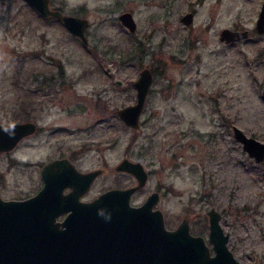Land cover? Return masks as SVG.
I'll use <instances>...</instances> for the list:
<instances>
[{"label":"rangeland","instance_id":"rangeland-1","mask_svg":"<svg viewBox=\"0 0 264 264\" xmlns=\"http://www.w3.org/2000/svg\"><path fill=\"white\" fill-rule=\"evenodd\" d=\"M261 2L49 0L88 19L84 46L24 0H0V122L36 124L13 152L0 154V193L32 192L39 163L63 155L81 170L101 169L89 197L133 184L132 174L113 167L139 159L148 176L134 201L158 190L166 224L189 215L205 237L213 206L239 264H264V159L249 156L231 127L264 141V32L254 29ZM125 10L134 32L118 19ZM186 11L194 12L189 24L180 20ZM222 27L249 33L224 42ZM144 66L153 80L133 129L116 110L135 101L133 80Z\"/></svg>","mask_w":264,"mask_h":264},{"label":"water","instance_id":"water-1","mask_svg":"<svg viewBox=\"0 0 264 264\" xmlns=\"http://www.w3.org/2000/svg\"><path fill=\"white\" fill-rule=\"evenodd\" d=\"M24 1L41 17L58 20L71 35L79 39L82 45H87L85 17L53 8L49 5V0ZM118 19L128 30H134L135 21L130 11L120 12ZM180 20L185 24L191 23L193 12H184ZM254 29L259 33L264 32V0L260 4ZM248 33L247 28L222 27L219 39L232 42L246 38ZM115 82L120 84L121 80L116 79ZM151 82L150 69L146 66L142 67L133 81L135 101L116 110L120 119L133 129L139 127L140 115ZM262 97L264 99V76ZM231 127L233 137L241 143L248 155L257 162L263 160L264 141L246 134L235 124ZM34 129L35 124L31 120L0 122V151L10 149L18 138L32 133ZM114 169L127 171L138 179L137 185L124 190L127 194L142 185L148 176L139 159L123 157L114 165ZM99 172L100 169L78 171L64 158L52 159L42 165L40 170L42 184L34 194L22 199L0 197V264H113L109 261H96V256L91 258L81 256V258L77 253L81 250L84 245L83 240L86 238L89 245L96 244L94 237H99L100 230L103 231L96 221V201L107 199L116 190L103 192L94 201L77 202L75 205H72L67 194L61 193V188L71 185L73 180H81L86 185ZM66 209H70L74 217L67 214L61 221H56L58 212ZM140 209L141 206L132 208L135 211ZM81 210H85L86 213L84 214L87 221L83 222L84 228L67 229V226H78L73 220L80 218ZM208 214L209 240L213 243V254L209 252L202 236L192 235L189 232L185 219H182L176 228L167 229L158 211L157 214H152L153 218L151 217L149 223L141 225V228L139 225L136 229L142 236H146V239H136L137 242L142 243L141 246H137L136 255L140 256L141 253L142 256L146 251L147 257L146 261L137 262V264H238V260L227 247L228 232L224 233L219 224L220 213L211 207ZM99 241L98 239L96 242ZM71 251H73L72 254L69 253Z\"/></svg>","mask_w":264,"mask_h":264},{"label":"flooded vegetation","instance_id":"flooded-vegetation-1","mask_svg":"<svg viewBox=\"0 0 264 264\" xmlns=\"http://www.w3.org/2000/svg\"><path fill=\"white\" fill-rule=\"evenodd\" d=\"M73 15H76V14H73ZM77 16H79V15H77ZM193 17H194V12H193ZM53 19H55V18H53ZM134 21H135V19H134ZM87 25H88V19H87ZM87 25L85 27L86 38H87V34H86ZM135 29H136V21H135V28L131 32H134ZM87 45H88V39H87ZM87 45H85V46H87ZM146 67H148V66H146ZM148 68L150 69V67H148ZM106 69L109 70L108 67ZM106 69H105V71H107ZM61 72H62V70L61 71L59 70L58 73L61 74ZM150 72H151L152 80H153V72L151 69H150ZM116 79H118V78H112L111 79L112 83L114 85H119L118 82H115ZM262 81H263V79H262ZM261 95H262V90H261ZM15 121H23V120L1 121V122H15ZM34 124H35V122H34ZM35 130H36V124H35L34 131ZM32 133H30V134H32ZM30 134H27L25 136H21L20 138L17 139V141L14 143V145L10 149L1 150L0 154L5 155V154H9V153L13 152L17 148V145L24 139V137H26ZM59 158H64V159L68 160L72 164V166L78 171H87V169L81 170V169L77 168L76 165L74 163H72L71 160L68 159L66 156H63V155L51 156V157H49V158H47V159H45L39 163V166L37 168V174H38L39 181H38V184H37L35 190H33L32 192L27 193L25 195L16 196V197H14V196L5 197L0 193V197L2 199H22V198H25V197H28V196L34 194L42 184V180L40 177V170H41L42 165L47 161H50L52 159H59ZM89 170H92V169H89ZM115 171H120V170H115ZM100 172H102L101 169H100ZM121 172L129 173L127 171H121ZM147 174H148V172H147ZM94 178L95 177H93L89 181V183L86 185H84L83 184L84 182L81 180H73L71 185H66V186H63L61 188V193L68 195V197L71 199L72 205L77 204V202L86 203V202L94 201L103 192L113 190V189L116 190L109 195V197L107 198L108 200L107 199H103V200L98 199L96 201V205H95V209H96V213H97L96 221L99 224V228H101L103 231L100 230L99 233L101 235L99 237H97V238L94 237V239L96 241L98 239L100 240L99 242H96V241L94 242L98 245L94 244L93 246H91L88 244L89 241L87 238L83 240L84 245H82L81 250L79 251V253H77V254H80V257L84 256L85 258H87V257L91 258V256H96V259H95L96 261H109V263L112 262L113 264H130L131 262L133 264H137V262L146 261V258H147L145 255L146 251H144L145 253L142 256H141V253L139 254L140 256L136 255L137 254L136 253L137 252L136 251L137 246L142 245L141 241L137 242L136 239L137 238L138 239L139 238H142V239L145 238L146 239V236L145 235L142 236L141 233H138L136 231V229L139 228V225L141 228L142 227L141 225H146L147 223H149L151 221L150 219L152 217V214L153 213L157 214L158 211L160 212L164 226L167 229L176 228L178 223L182 219H185L187 221V224H188L189 232L192 235L202 236L204 239L205 245L209 249V252L211 254L214 253L213 243L209 240L210 229H209V214H208V210L213 206H210L206 210V214L208 216V234H207V237H205L204 235L193 231V228L191 226V217H189V215L182 216L175 226L169 227L166 224L163 211L157 206V202L159 200L158 190H155V189L151 190L142 198V200H140L138 202L133 200L134 193L136 191H139L142 189V187L144 186V184L147 181V178L145 179V181L142 185H140L137 188H134L128 194L124 190L138 184V179L134 176H133V178L135 179V182L133 184H128V185H124V186L115 185V184L108 185L104 188H101L96 194L87 197L85 193L87 192V190L91 186ZM146 200L148 202H145ZM140 206H141L140 210H138V211L132 210V208L140 207ZM214 209L217 210L216 208H214ZM155 210H157V212H155ZM217 211L220 213V218L218 221H219V224L221 225V222H220L221 212L219 210H217ZM70 212H71L70 209H66V210H63L61 212H58V214L55 217V220L59 222L67 214L72 215L74 217V213H70ZM80 212H81L80 218H76L73 220V222H75L78 226H72L70 224L71 226H69V227L67 226V229H71L72 227L77 228V229H83L84 228L83 222L86 223V221H87L86 216H85L86 213H85V210H81ZM75 223H74V225H75ZM85 223H84V225H86ZM221 227L223 228L222 225H221ZM223 232L226 233L228 231L227 230L225 231L223 228ZM228 239H229V232H228ZM228 239H227V242H228ZM227 247H228V245H227ZM138 249H140V248H138ZM143 249H145V248H143ZM76 252H78V251H76ZM69 253L72 254L73 251H71ZM92 261H94V259H92ZM238 264H239V261H238Z\"/></svg>","mask_w":264,"mask_h":264},{"label":"trees","instance_id":"trees-1","mask_svg":"<svg viewBox=\"0 0 264 264\" xmlns=\"http://www.w3.org/2000/svg\"><path fill=\"white\" fill-rule=\"evenodd\" d=\"M61 71V70H60Z\"/></svg>","mask_w":264,"mask_h":264}]
</instances>
